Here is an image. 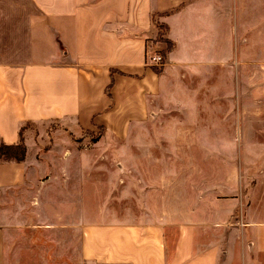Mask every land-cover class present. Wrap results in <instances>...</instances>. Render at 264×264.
Wrapping results in <instances>:
<instances>
[{
	"label": "crops",
	"instance_id": "obj_1",
	"mask_svg": "<svg viewBox=\"0 0 264 264\" xmlns=\"http://www.w3.org/2000/svg\"><path fill=\"white\" fill-rule=\"evenodd\" d=\"M156 22L172 41L157 70L146 63L148 45L162 42L153 41ZM238 24L248 27L237 33ZM225 57L247 92L255 96L259 78L264 95V0H0V143L24 144L22 159L0 160V264H10L17 232L44 224L29 210L63 192L74 198L68 224L86 264H264V209L242 214V203L218 192L222 182L196 194L186 181L176 200L163 189L170 172L158 154L130 181L125 165L110 172L111 153L94 151L129 144L132 128H156L146 114L181 100L163 92L184 79L183 67L217 80ZM97 127L101 135L82 136L90 146L80 150V132ZM189 137L186 150L206 144ZM220 152L201 147L196 159L221 160Z\"/></svg>",
	"mask_w": 264,
	"mask_h": 264
},
{
	"label": "rangeland",
	"instance_id": "obj_2",
	"mask_svg": "<svg viewBox=\"0 0 264 264\" xmlns=\"http://www.w3.org/2000/svg\"><path fill=\"white\" fill-rule=\"evenodd\" d=\"M258 22L254 19L249 27ZM239 24L237 33L248 27L244 25L241 28ZM157 28L159 37H156V34L154 42L163 38L164 28L159 25ZM156 44L155 47L148 45L146 48V62L150 54H159L161 46H166L164 40ZM183 68L184 79H179L177 75L170 87H166L163 92L164 95L175 89L176 93L172 96L182 101L176 99L167 105H160L161 109H157L158 114L154 116L152 112L146 114L144 120L159 121L156 128H153L151 123L147 128H132L127 135L131 140L129 144L94 146V151L111 153V157L106 161L110 172L117 173V170L125 165L130 181L139 179L138 169H151V163L156 160L158 154L159 165L155 161V167L158 165L160 169H169L170 172L169 178H162L165 184L163 189H174L176 200L178 197L182 200L183 190L186 197V181L196 194L198 187L204 192L222 182L223 187L218 188V192L223 193L224 197L235 198L236 206L242 203V214L246 213L245 210L252 212L264 209L263 82L256 78L255 96L251 90L247 92L234 57H225L217 67V80H211L209 73L202 80L198 72L191 70L186 73V66ZM101 131L98 127L89 132L81 131L78 148L84 150L90 146L82 141V136L95 138L101 135ZM186 136H191V141L204 140L206 144L201 147L208 153L221 151L222 159H196L198 148L201 147L187 146L186 150ZM137 137H143L144 140H138ZM189 147L191 151H188ZM199 152L202 153V149ZM136 154H143L146 160L137 161ZM98 163L106 168L102 165L103 162ZM79 169H82L81 165ZM195 171H200L199 175L194 173ZM68 182L73 194L72 174ZM167 182L169 185H166ZM48 184L50 183L45 185ZM45 185L41 184L40 187L44 190ZM123 194L127 197L134 196L130 190ZM69 196L67 192H63V196L57 194L56 201L51 198L52 204L47 203L45 209L29 210L32 223L44 224L39 227L30 226L16 233L14 241L6 246L10 264H86L80 259L76 234L71 232L68 224L71 220L69 201L74 199H69ZM237 214L236 210V216Z\"/></svg>",
	"mask_w": 264,
	"mask_h": 264
},
{
	"label": "trees",
	"instance_id": "obj_3",
	"mask_svg": "<svg viewBox=\"0 0 264 264\" xmlns=\"http://www.w3.org/2000/svg\"><path fill=\"white\" fill-rule=\"evenodd\" d=\"M158 26L165 27L162 23H156ZM159 37V33H157ZM160 40H164L166 42V46L160 49V53L163 54L165 50H168L172 47V41H170L168 38H161ZM152 68L155 70L158 69V66L151 65ZM24 156V144L21 140L17 141L16 143H0V160H7V159H13V160H20Z\"/></svg>",
	"mask_w": 264,
	"mask_h": 264
},
{
	"label": "built area",
	"instance_id": "obj_4",
	"mask_svg": "<svg viewBox=\"0 0 264 264\" xmlns=\"http://www.w3.org/2000/svg\"><path fill=\"white\" fill-rule=\"evenodd\" d=\"M149 65H159L161 64V55L158 53H152L148 56V61L146 62Z\"/></svg>",
	"mask_w": 264,
	"mask_h": 264
}]
</instances>
